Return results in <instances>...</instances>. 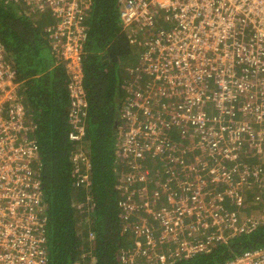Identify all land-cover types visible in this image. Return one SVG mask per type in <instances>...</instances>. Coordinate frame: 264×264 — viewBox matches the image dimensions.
Returning <instances> with one entry per match:
<instances>
[{
    "label": "built area",
    "instance_id": "built-area-1",
    "mask_svg": "<svg viewBox=\"0 0 264 264\" xmlns=\"http://www.w3.org/2000/svg\"><path fill=\"white\" fill-rule=\"evenodd\" d=\"M44 31L70 82L69 138L86 131L83 61L93 0H13ZM137 47L127 64L117 150L126 264H174L264 223V0H119ZM0 38V264H48L39 146ZM79 183L90 163L74 155ZM81 166L85 171H81ZM250 201L261 214L246 216ZM230 206H236L235 211ZM222 264H264V248Z\"/></svg>",
    "mask_w": 264,
    "mask_h": 264
},
{
    "label": "trees",
    "instance_id": "trees-1",
    "mask_svg": "<svg viewBox=\"0 0 264 264\" xmlns=\"http://www.w3.org/2000/svg\"><path fill=\"white\" fill-rule=\"evenodd\" d=\"M118 4L119 0H93L91 5L83 61L86 131L78 143L69 138L70 78L65 66L57 63L39 23L13 0H0V38L30 113L29 137L39 146L48 264H126L122 257L133 247L119 207L125 196L119 185L129 165L116 144L125 68L137 54L129 53L135 54ZM76 153H83L90 163L83 183L73 176ZM245 212L246 216L261 214L258 205ZM257 248H264V223L228 244L174 264H222Z\"/></svg>",
    "mask_w": 264,
    "mask_h": 264
},
{
    "label": "rangeland",
    "instance_id": "rangeland-1",
    "mask_svg": "<svg viewBox=\"0 0 264 264\" xmlns=\"http://www.w3.org/2000/svg\"><path fill=\"white\" fill-rule=\"evenodd\" d=\"M33 19H34L35 22L39 23V25L41 26V29H42L43 31H44V28H45L46 26H48L49 23H51V22L53 21L52 18H51V16H50V14H48V13H43V14L38 13V14H36V15L33 17ZM50 20H51V22H50ZM132 47H133V46H132ZM137 50H138L137 47H133V51H134L135 54H133L132 51L129 50V53L132 54V57H134V55L137 54ZM132 63L134 64L135 61H132ZM249 203L251 204V206H255V202L250 201ZM229 208H230V210H232V211H235V210L238 209L236 206H230Z\"/></svg>",
    "mask_w": 264,
    "mask_h": 264
},
{
    "label": "clouds",
    "instance_id": "clouds-1",
    "mask_svg": "<svg viewBox=\"0 0 264 264\" xmlns=\"http://www.w3.org/2000/svg\"><path fill=\"white\" fill-rule=\"evenodd\" d=\"M118 125H119V123H118ZM117 131H118V127H117Z\"/></svg>",
    "mask_w": 264,
    "mask_h": 264
},
{
    "label": "water",
    "instance_id": "water-1",
    "mask_svg": "<svg viewBox=\"0 0 264 264\" xmlns=\"http://www.w3.org/2000/svg\"><path fill=\"white\" fill-rule=\"evenodd\" d=\"M106 55H104V57H105ZM117 127H118V125H117Z\"/></svg>",
    "mask_w": 264,
    "mask_h": 264
},
{
    "label": "crops",
    "instance_id": "crops-1",
    "mask_svg": "<svg viewBox=\"0 0 264 264\" xmlns=\"http://www.w3.org/2000/svg\"><path fill=\"white\" fill-rule=\"evenodd\" d=\"M45 29V28H44Z\"/></svg>",
    "mask_w": 264,
    "mask_h": 264
}]
</instances>
